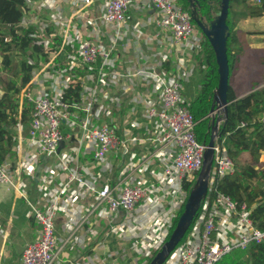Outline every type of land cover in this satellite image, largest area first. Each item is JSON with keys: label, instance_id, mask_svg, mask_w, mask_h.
Here are the masks:
<instances>
[{"label": "built area", "instance_id": "1", "mask_svg": "<svg viewBox=\"0 0 264 264\" xmlns=\"http://www.w3.org/2000/svg\"><path fill=\"white\" fill-rule=\"evenodd\" d=\"M23 1L19 26L32 28V45L52 58L45 68L49 80L56 85L51 93L45 92L43 79L38 78L40 89L33 88L30 82L21 90L20 99L31 107L27 143L32 152L20 161L19 175L10 164L0 165V186L18 190L25 199L21 175L40 180L38 200L28 202V216L39 226L38 236L23 249L20 264H56L58 244L60 249L81 248L87 234H96L90 232L92 219L96 230L98 222H104L109 233L129 241L131 255L137 256L133 264H146L167 241L190 191L184 189L183 183L194 182L193 175L199 173L206 149L196 139L198 122L191 114V103L183 95L182 76L157 71L149 65L125 72L114 67L115 48L133 27L129 14L133 0H98L102 4L100 24L108 31V35L103 34L107 37L105 43L99 38L82 37L76 24L61 17L56 0ZM146 1L158 13L154 24L169 32L171 45L177 46L181 54L196 56L202 51L205 38L178 0ZM247 1L255 7L261 4V0ZM92 3L93 0H70V7L83 12ZM44 10H49L48 17L38 18V11ZM261 18L264 20V14ZM87 20L95 25V21ZM51 29H59L58 50L53 47ZM9 40L5 38V42ZM27 56L31 74L39 76L31 53ZM60 56L63 63L55 62ZM161 60L165 62L167 56L161 55ZM183 61H179L178 68L183 67ZM82 68L95 75L90 84L80 83L78 97L69 101L65 94L78 86L77 70ZM139 86H144L145 91L131 97L130 112L139 114L144 137L126 140L119 136L112 119V106L118 100L107 91L119 87L128 92ZM206 118L211 126L210 114ZM259 121L264 123V112ZM132 126L140 128L138 120ZM243 126L241 123L239 127ZM127 142L139 148L130 153L121 171L115 174L109 157L117 155ZM223 143L216 136L206 197L185 238L165 264H217L235 250L264 244V230L253 224L246 203L233 201L217 189L216 184L233 173V161ZM260 155L264 157V149ZM42 156L52 162L45 166L42 176L36 177ZM86 156L89 159L85 160ZM57 172L63 173V180L58 181ZM57 216L65 219L63 240L56 237Z\"/></svg>", "mask_w": 264, "mask_h": 264}, {"label": "crops", "instance_id": "2", "mask_svg": "<svg viewBox=\"0 0 264 264\" xmlns=\"http://www.w3.org/2000/svg\"><path fill=\"white\" fill-rule=\"evenodd\" d=\"M55 7L59 9L63 19L71 21L80 28L82 37L92 40L99 38L102 42H107V37L103 36V34L105 32L108 35V31L104 30L100 24L102 4L98 0H93L92 5L83 12L72 9L70 0H56ZM129 14L133 27L124 35L123 40L115 48L113 53L114 67L125 72L132 67L140 68L142 65H149L153 66L157 71L162 70L165 71L164 73H170L171 75L176 73L182 76L183 95L191 103L200 89L199 83L202 72H200L198 56L188 52L181 54L177 46L171 45L169 32L162 31L154 24L153 20L158 16V13L147 4L146 0H133ZM47 15H49V10L38 11V18L40 19L47 18ZM87 18L95 21V25L88 24ZM4 27L7 28V26ZM234 30L237 31L243 52L236 63L233 75L234 78H238L241 74L244 82H249L252 78L249 69L256 68L257 63H264V59L260 60L264 54V20L261 17H246L236 22ZM50 35L53 38V47L58 50L61 47L59 29H51ZM253 54L259 56L257 62H252L254 60L250 59ZM161 55L167 56L165 62L161 60ZM31 57L35 63L34 70L38 71L39 76L34 77L31 74L28 83L31 82L33 88L40 89L38 78H41L43 79L44 91L51 93L56 83L49 80L45 66L52 58L48 59L49 56L43 54L41 50L39 54H33ZM181 59H184L183 67L178 68ZM245 59L247 63H244ZM55 62L63 63L61 56ZM201 70H204V68L201 67ZM94 75L95 72H87L83 68L78 69L76 76L78 87L82 82L83 84H90V80ZM121 86L122 83H119V87ZM119 87H114L107 91L109 96L118 100V103L112 106V119L118 126V134L126 140L136 136L143 138V122L140 121L138 113L132 114L130 112V108H133L131 97L137 93H143L145 88L144 86H139L136 90L122 92ZM232 87L238 98H242L252 91V86L241 91H238L235 84ZM1 92L2 90L0 89ZM23 103L26 102L20 99L19 94V115ZM138 110H140L139 107ZM17 119L18 124L8 128L14 144L12 154L8 155L4 162L10 164L11 170L16 175H19L21 174L20 161L32 152V148L27 143L30 120L23 125L20 116ZM136 120H138L140 125L138 129L132 126V123L136 122ZM138 148L139 145H132L127 142L117 155H110L109 160L116 168L114 170L115 174L121 171L130 153L137 151ZM262 156L260 155L256 169L264 166V157ZM84 159H89V156ZM39 161L36 177L44 174L45 166L50 165L52 159L49 160L47 157L42 156ZM21 176L25 185L26 199L20 195L18 190L0 186V264H20V256L23 249L38 236L39 226L28 216L30 211L28 202L33 204L38 200L40 195L37 191V183L40 180ZM55 177H57L58 181L64 179L61 172H57ZM64 220L62 216H57L54 220L56 237L59 240H63L66 237V231L63 229ZM95 222L94 219L91 220L92 227H90V232H96V234H87L85 245L81 248L66 246L60 249L58 244L56 264H127L129 259H137V256L130 253L128 240H121L118 236L109 233L108 227L105 226L106 223L104 222H98L96 230ZM248 249L239 251L245 252ZM246 260H248L247 255L243 257L242 262H247ZM150 261L146 264H149Z\"/></svg>", "mask_w": 264, "mask_h": 264}, {"label": "trees", "instance_id": "3", "mask_svg": "<svg viewBox=\"0 0 264 264\" xmlns=\"http://www.w3.org/2000/svg\"><path fill=\"white\" fill-rule=\"evenodd\" d=\"M198 1L200 3L199 15L206 21L212 19V11L213 14H218L220 0ZM178 4L184 10L189 11L187 0H178ZM214 4L216 5L215 8H213ZM24 6L23 0H0V53L2 55L0 70L3 73H8L11 71L14 62H17L16 73L5 83L3 89L1 88L0 94V165L8 155L12 154L14 140L8 128L18 124L17 118L19 116L23 125L31 120V107L23 103L19 115L18 101L20 91L31 77L32 66L27 62V53L30 52L33 56V54H39L41 49L32 45V40L29 38L33 29L26 30L19 26ZM263 14L264 0H261L260 6L257 7L251 6L247 0L229 1L227 18L230 33L227 39L229 65L227 99L229 105L227 119L220 130L219 142L224 141L222 145L233 161V173L222 178L216 184L217 189L228 195L233 201L246 203L247 207L251 209L253 224L260 230H264V166L258 169L256 167L260 152L264 149V123L259 121L264 112V81L252 82V91L242 98L236 96L230 81L231 76H234L233 71L236 68V63L243 52L237 31L234 30L235 24L246 17L259 18ZM5 38H9V42H5ZM196 56L199 58L202 75L199 83L200 89L191 102L190 109L193 119L198 122L195 129L196 139L200 143L207 144L210 137V122L206 116L210 111L218 74L215 57L206 38L202 51ZM261 59H264V54ZM202 66H204V70H201ZM78 92L79 87L77 86L67 90L65 97L72 101L78 97ZM241 123H244L245 126L239 127ZM192 185L193 182L183 183V187L187 191ZM182 211L183 207L174 219L169 235ZM245 255H247L248 260L242 262ZM248 262H250L249 264H264V244L251 245L245 252L235 250L224 256L217 264H248Z\"/></svg>", "mask_w": 264, "mask_h": 264}, {"label": "water", "instance_id": "4", "mask_svg": "<svg viewBox=\"0 0 264 264\" xmlns=\"http://www.w3.org/2000/svg\"><path fill=\"white\" fill-rule=\"evenodd\" d=\"M229 1L220 0L219 12L214 15L211 20L206 21L199 15L200 3L198 0H187L191 20L208 41L217 66L218 81L213 91L212 103L210 107V137L203 156L202 167L190 188L188 198L183 207L182 213L179 215L174 229L167 241L156 252L149 264H164L169 255L174 251L177 245L182 241L187 233L195 215L197 214L201 203L206 197L208 178L213 162V147L216 136H220V130L228 116V99L229 90V65L227 58V39L230 35L227 25L229 13ZM222 125L219 126V121ZM60 147L58 150H60Z\"/></svg>", "mask_w": 264, "mask_h": 264}, {"label": "rangeland", "instance_id": "5", "mask_svg": "<svg viewBox=\"0 0 264 264\" xmlns=\"http://www.w3.org/2000/svg\"><path fill=\"white\" fill-rule=\"evenodd\" d=\"M216 5L214 4L213 5V8H215ZM215 15V13L213 14V11H212V17ZM261 56V55H260ZM2 55L0 53V62H1V58ZM258 58L259 56L257 54H253L250 56V59H253L254 61L252 62H257L258 61ZM17 61V60H15ZM244 63H247L246 59L244 61ZM17 71V62H14V64L12 65V69L11 71H9L8 73H3L1 70H0V89L2 88L3 89V86L5 85L6 82H8L12 76L16 73ZM249 71L251 72V80L249 82H244L241 74L238 76V78H234V76L232 77L231 76V85H237V88H238V91H241V90H245V89H248L250 88L252 85V82H263L264 81V77H263V72H264V63H257V67L256 68H253V69H249ZM1 94V93H0ZM197 175L198 174H195L193 175V178L195 181L196 178H197ZM194 183V182H193ZM136 261V259H129L128 260V263L129 264L130 262L133 264V262ZM137 264H140V262H138Z\"/></svg>", "mask_w": 264, "mask_h": 264}]
</instances>
